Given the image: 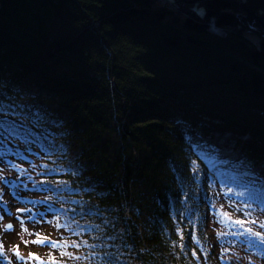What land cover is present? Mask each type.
<instances>
[{
  "label": "trees",
  "instance_id": "trees-1",
  "mask_svg": "<svg viewBox=\"0 0 264 264\" xmlns=\"http://www.w3.org/2000/svg\"><path fill=\"white\" fill-rule=\"evenodd\" d=\"M189 1L0 0V183L49 259L264 264L262 26Z\"/></svg>",
  "mask_w": 264,
  "mask_h": 264
},
{
  "label": "rangeland",
  "instance_id": "rangeland-1",
  "mask_svg": "<svg viewBox=\"0 0 264 264\" xmlns=\"http://www.w3.org/2000/svg\"><path fill=\"white\" fill-rule=\"evenodd\" d=\"M226 32V31H225ZM225 32H219V33H225ZM8 142H0V146H3L4 144H7ZM222 153L224 154V159L227 158V160H233L235 158V153L228 152V149H223ZM232 155V156H229ZM6 170V169H3ZM261 175L264 177V171H260ZM234 191L233 189H226V191ZM12 196L15 197V193H12ZM10 200L8 201L11 206V214L10 216H2L3 211L0 210V245H2V253L3 258L0 259V264H23L22 261L18 260L17 257L14 255L15 247L18 246L19 253L21 256L25 258L27 261V264H41V261L44 262V264H52L51 262L53 260L49 259V256H52L53 258L56 257L57 253L54 251H51L48 249V247H44L47 242L45 241L43 245L40 247H35V243H31V241H34V239L30 240L28 236L24 235L25 231H23V228L27 229V233L33 232L31 230V225L29 223V220L26 219L27 212L25 210H22V206L16 202L15 199H12L11 193L6 195V190L4 189L3 185L0 183V202L4 201L6 202L5 198ZM21 217L22 219H17ZM24 219V220H23ZM20 220H23V226L21 225ZM14 223V224H13ZM11 224L12 230L5 231V226ZM227 228H221L218 230V238L223 241L225 238V231ZM24 241H28L29 243L25 244ZM56 251V250H55ZM29 253H35L37 257H39V260L32 259L29 257ZM221 253L225 254L227 257L230 252L228 251V246H223L221 249ZM57 261V260H56ZM65 262V260H62ZM59 262V261H58ZM63 262H59V264H62ZM232 264H237L236 261H232Z\"/></svg>",
  "mask_w": 264,
  "mask_h": 264
},
{
  "label": "bare ground",
  "instance_id": "bare-ground-1",
  "mask_svg": "<svg viewBox=\"0 0 264 264\" xmlns=\"http://www.w3.org/2000/svg\"><path fill=\"white\" fill-rule=\"evenodd\" d=\"M210 26H211V23H210ZM214 26H215V28H217V29H220L221 27L220 26H218V25H216V24H214ZM211 28V27H210ZM209 28V29H210ZM226 29V28H225ZM211 31H214V32H217V33H219V32H221L220 30H212V29H210ZM219 141H221V144H223V141H225L224 139H220ZM223 149H228V152H230V153H235V158L233 159V160H235L236 159V156H237V153L235 152V151H232L230 148H228V147H225V146H223L222 147V150ZM220 155L221 156H223L224 154L222 153V151L220 152ZM229 156H232V155H229ZM259 170L261 171V170H263L264 171V167H259ZM5 181H7V180H5ZM28 184V181L26 180V178H19V182H18V186H21V185H27ZM9 192H13V193H15V197H13L12 196V194H11V197H12V199H15L16 200V202L17 203H19L21 206H22V210H25L26 212H27V209H26V207H25V205L23 204V202H21V197L20 196H22L21 195V193H19V192H17V191H14V190H11V191H9ZM23 197H28V196H23ZM16 198H18L19 200H17ZM10 200V198L8 197V199L6 200V202L8 203V205H6L4 202H2L1 201V206H4L3 207V209H4V211H5V213L7 214V216H10V214H11V204L8 202ZM46 211H51L50 209H48V210H46ZM28 214V213H27ZM19 217V216H18ZM18 219V218H17ZM19 219H22L21 217H19ZM24 220V219H23ZM39 223H42V224H44V220H40L39 221ZM14 224V223H13ZM31 225V224H30ZM31 228H32V226H31ZM32 230V229H31ZM28 231H26L25 233H24V235H26V236H28V238L31 240H37V236L32 232V234L30 233H27ZM35 247H40L41 248V245H35Z\"/></svg>",
  "mask_w": 264,
  "mask_h": 264
},
{
  "label": "snow or ice",
  "instance_id": "snow-or-ice-1",
  "mask_svg": "<svg viewBox=\"0 0 264 264\" xmlns=\"http://www.w3.org/2000/svg\"><path fill=\"white\" fill-rule=\"evenodd\" d=\"M195 11H197L198 15H202V13L199 10H195ZM210 27L212 28V30H215V26L214 25L210 26ZM18 219H19V217H18ZM20 222H21V225L23 226V223H24L23 220H20ZM236 222L237 223H242V221H239V220H237ZM10 230H12V225L11 224L5 226V231H10ZM23 231L26 232L27 229L23 228ZM256 235H259V233H257ZM37 236H39V234H37ZM181 239H182V237H181ZM44 242L45 241L41 240V239H37V240L31 241V243H35V244H44ZM24 243L27 244L29 242L28 241H24ZM48 246L53 248V249H57V248L61 247V244L59 242H56V241H51V242H49ZM181 247H183V245H181ZM0 250H2V245H0ZM14 255L17 257L18 260L22 261L23 264H27V261L25 260V258L20 255L18 246L15 247ZM61 255L63 256V255H71V254L70 253H61ZM29 257L32 258V259L39 260V257H37L35 253H29ZM2 258H3V253H2V251H0V259H2ZM41 264H44V262L41 261ZM52 264H59V262L53 260Z\"/></svg>",
  "mask_w": 264,
  "mask_h": 264
},
{
  "label": "water",
  "instance_id": "water-1",
  "mask_svg": "<svg viewBox=\"0 0 264 264\" xmlns=\"http://www.w3.org/2000/svg\"><path fill=\"white\" fill-rule=\"evenodd\" d=\"M201 0H190V3H195ZM242 8L244 9V14H240V20L248 28L250 32H255V22H259L262 26V31L260 33L264 35V14H257L253 9H251L245 2L241 3Z\"/></svg>",
  "mask_w": 264,
  "mask_h": 264
},
{
  "label": "built area",
  "instance_id": "built-area-1",
  "mask_svg": "<svg viewBox=\"0 0 264 264\" xmlns=\"http://www.w3.org/2000/svg\"><path fill=\"white\" fill-rule=\"evenodd\" d=\"M244 0H241V2H243ZM215 23H214V21L212 20L211 21V26H213ZM210 29H212V28H210ZM215 30H220L221 32H225L226 31V29L224 28V27H221L220 29H217V28H215Z\"/></svg>",
  "mask_w": 264,
  "mask_h": 264
}]
</instances>
